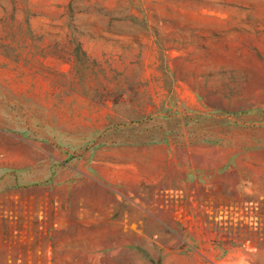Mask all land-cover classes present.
I'll return each instance as SVG.
<instances>
[{
	"label": "rangeland",
	"instance_id": "obj_1",
	"mask_svg": "<svg viewBox=\"0 0 264 264\" xmlns=\"http://www.w3.org/2000/svg\"><path fill=\"white\" fill-rule=\"evenodd\" d=\"M0 264H264V0H0Z\"/></svg>",
	"mask_w": 264,
	"mask_h": 264
}]
</instances>
